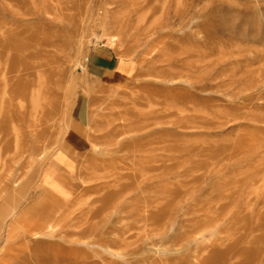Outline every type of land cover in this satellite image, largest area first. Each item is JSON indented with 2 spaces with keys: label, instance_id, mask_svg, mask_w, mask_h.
<instances>
[{
  "label": "rangeland",
  "instance_id": "374dc122",
  "mask_svg": "<svg viewBox=\"0 0 264 264\" xmlns=\"http://www.w3.org/2000/svg\"><path fill=\"white\" fill-rule=\"evenodd\" d=\"M0 264H264V0H0Z\"/></svg>",
  "mask_w": 264,
  "mask_h": 264
},
{
  "label": "crops",
  "instance_id": "0c3cea01",
  "mask_svg": "<svg viewBox=\"0 0 264 264\" xmlns=\"http://www.w3.org/2000/svg\"><path fill=\"white\" fill-rule=\"evenodd\" d=\"M132 65L133 63L130 61H120L114 56H102L98 54L92 57L88 69H90L98 78H102L106 82L109 81L116 83L120 76L123 78L125 73L133 69Z\"/></svg>",
  "mask_w": 264,
  "mask_h": 264
}]
</instances>
